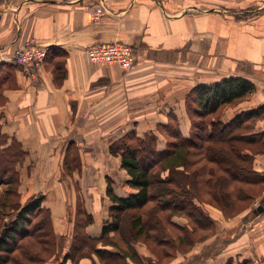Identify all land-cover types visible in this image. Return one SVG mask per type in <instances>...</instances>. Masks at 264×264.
Listing matches in <instances>:
<instances>
[{"label": "crops", "instance_id": "crops-1", "mask_svg": "<svg viewBox=\"0 0 264 264\" xmlns=\"http://www.w3.org/2000/svg\"><path fill=\"white\" fill-rule=\"evenodd\" d=\"M102 4L106 13L95 20ZM31 38L48 50L36 79L13 62L16 50ZM114 41L134 49L137 65L132 71L87 59V47ZM229 77L250 81L256 92L250 101L229 109L226 122L264 104V0H0V125L23 145L28 161L57 159L59 168L69 145L109 147L131 131L142 137L166 126L170 114L189 137L187 95ZM257 132H264V120ZM35 145L49 147H39L43 151L37 154ZM164 149L159 137V150ZM80 153L83 159L81 148ZM257 163L264 172V156ZM25 165L22 177L34 176L33 185L43 174L54 180L53 171ZM107 178L121 198L136 192L124 187L130 177L117 165L103 176L100 206H111ZM80 188L95 218L87 232L99 238L108 215L90 211L85 187ZM55 189L61 191L57 184ZM56 194L51 204L43 194L44 206L61 230L73 205ZM227 253V261L235 264L252 259L260 264L262 258L251 245L231 247ZM195 259L183 264H201Z\"/></svg>", "mask_w": 264, "mask_h": 264}, {"label": "trees", "instance_id": "trees-1", "mask_svg": "<svg viewBox=\"0 0 264 264\" xmlns=\"http://www.w3.org/2000/svg\"><path fill=\"white\" fill-rule=\"evenodd\" d=\"M255 90L256 86L250 81L235 77L197 87L186 98L187 104L190 103L189 113L191 111L197 118L192 120L193 132L189 137L183 136L177 119L170 114L169 123L157 128L165 135L163 151L159 150V136L153 131L142 137L135 131L128 132L115 140L110 152L121 158L122 168L131 177L126 186L136 192L121 198L115 194L112 180L107 179V196L112 202L110 220L104 223L99 238L86 232L94 219L87 210L78 209L77 204L75 214L79 212L82 218L77 217L74 221L70 246L62 251L59 264L76 262L81 252L88 249L105 264H142L132 242L125 240L126 248H123L115 236H122L125 222L133 241L145 236V239L160 245L169 243L161 228L159 213L162 212L168 211V217L180 213L199 224L211 225L213 219L201 209L200 198L192 194L187 182L191 178L189 167L200 160L196 157L200 152L225 166L231 174V177L220 178L217 183L226 184L237 179L264 182V175L253 166L254 155L264 153V132H255L256 122L264 119V104L238 113L229 122L218 114L223 106L244 100ZM214 142L229 144V151L224 147L212 146L210 149L206 146ZM257 145L261 149L252 150ZM230 150L238 163L230 158ZM26 156L23 145L4 132L0 125V184L9 186L5 194H0V264H41L55 256L58 248L59 236L53 226L52 212L44 206L45 196L34 195L22 204L19 166ZM190 156L193 157L191 161ZM238 193L244 197L242 189ZM151 202L153 208L147 209ZM262 206L263 202L257 211ZM4 217H9V221H3ZM28 240L41 246L42 250H33ZM228 264L235 263L228 261ZM238 264H251V260Z\"/></svg>", "mask_w": 264, "mask_h": 264}, {"label": "rangeland", "instance_id": "rangeland-1", "mask_svg": "<svg viewBox=\"0 0 264 264\" xmlns=\"http://www.w3.org/2000/svg\"><path fill=\"white\" fill-rule=\"evenodd\" d=\"M111 43L119 42L114 41ZM120 54L121 55L118 59L122 63L124 61L125 55L124 53ZM119 60L116 63L108 62L102 66H115L120 68V66H118ZM254 93L244 100L237 101L229 106H223L219 110L218 114L220 113L224 117L229 109H234L241 103L250 101ZM189 105L187 104L186 99V112L192 123V120L197 118L196 116L192 115L191 111L189 113ZM191 107H193V104ZM263 120L264 119L256 122L255 132H257L258 123ZM169 121L170 119L168 116V123ZM192 129L193 128H191V133L193 132ZM153 130V132L158 133L159 137L164 139L166 144L165 135H163L162 131L160 130V132L159 129L157 130V128ZM110 146L111 144L108 147L106 144L94 143L81 144V147L78 145H69L66 150V157L63 159V161L60 160L59 168L56 165L57 159L48 160L45 158H35V160L28 161L27 159L29 154L23 148L27 152V156L23 163L19 166L21 181L19 186V194L22 204L26 203L34 195L46 193L49 198L47 201H45L48 204H51L52 202H55L54 200L57 196L56 193H62V195L60 194L62 196V203L68 202V204L71 203L73 205V211H70L67 214V218L63 219L62 225L60 227L61 230L58 228L56 229L53 221L55 232L59 236L57 252L55 256L48 258L41 264H59V258L62 251L65 249L68 250L70 246V241L73 235L74 221L77 217V219L82 218L79 216V212L78 215L75 214L77 204L78 209L82 208L87 210L85 201L82 197L85 195V193L83 194L81 191L80 185L85 187V191L88 196V209L90 211H98V213L101 214L107 213V221L110 220V207L107 208L105 205L100 206L99 202L102 184L104 182L103 176L107 172V169H113L117 165L122 171L127 173V171L121 166V158L111 154ZM206 146H209L210 149H213L212 146L224 147L228 151L230 149L229 144H217L216 142L209 143ZM39 147L45 150V147L48 149L49 145H39ZM39 147L35 145L37 154L40 151H43ZM63 147H66V145H63ZM80 148L83 159L81 158ZM260 149V145L252 147V150L258 151ZM231 151L232 150H230L229 153L230 158L237 162L234 154ZM250 151L251 150H249L248 153H251ZM200 153L201 154H197L196 156L199 157L200 160L195 165H191L189 167L190 173L188 175L191 178H188L187 182L190 184L189 187L192 194L200 198L201 203L199 205L202 206L201 209H203L209 217L212 216L214 219L216 218L215 221H212L211 225L205 226L180 213L176 215L174 214L172 217H168L169 212L166 211L159 213V219L161 222V228L165 234L163 236L167 241H169V243L160 245L153 240L151 241L145 239V236L139 240L133 241L130 239V233L128 231L129 229L127 228V223L125 222L121 229L122 236H115V240H117L123 248H126L125 240H127V242L130 240L134 249L137 251V253H139L142 264H148L149 262L151 264H183L187 263V261H190L194 257H196L195 262H200L201 264H223L224 261V264H228L227 252L231 249V247L234 250H239L248 248L249 245H251V251L257 257H262L259 258L260 264H264V261H261V259L264 258V212L261 213L257 211V208L259 205H261L264 199V182H247L237 179L236 181H231L226 184L223 182L217 183L220 178L231 177V174L225 166H220L217 162H213L214 160L211 161V158H209L207 154L205 155L203 152ZM263 156L264 153L254 155L253 166L257 172L264 175V172L258 170L259 163H257V160ZM191 158L193 157L190 156L189 161H191ZM27 162H31L35 169L38 167L44 172L46 169L48 171H53V173H55L54 180L48 181V176L43 174L41 177L39 176L36 181H34L35 185H33L32 182L33 179H35L34 176L27 177L25 174H23V178L21 174V167L24 163L28 165ZM82 166L84 168L83 173L81 172ZM127 175L129 176L128 173ZM22 180H24L23 183ZM126 183L127 181L125 182L124 187L129 189L126 186ZM56 184L61 188L60 192L59 189H55ZM8 187L9 186L5 184H0V194H5ZM239 189L243 190L244 197L239 195ZM219 198L220 200H218ZM106 199L110 200L108 196ZM152 208L153 202L149 203L147 206V209ZM193 218L196 219L195 217ZM3 219V221H9V217H4ZM93 219V223L87 226L86 232L88 227L95 223L94 216ZM203 223H207V221L203 220ZM27 242L33 246V250L37 252L42 250V247L36 245L32 240H28ZM99 246H102V244H99ZM192 261L194 260H191V262ZM255 263L256 260L252 259L251 264ZM9 264L13 263L10 262ZM67 264L105 263L101 258L88 249L84 252H81L80 257H78L76 262H68Z\"/></svg>", "mask_w": 264, "mask_h": 264}, {"label": "built area", "instance_id": "built-area-1", "mask_svg": "<svg viewBox=\"0 0 264 264\" xmlns=\"http://www.w3.org/2000/svg\"><path fill=\"white\" fill-rule=\"evenodd\" d=\"M105 6L100 5L95 11V20H99L105 14ZM120 53H124V61L118 59ZM48 50L38 44L34 38L29 39L15 52L13 62L20 68L27 71L33 79L37 78L39 70L44 66ZM85 55L91 62L104 65L108 62L116 63L125 71H132L137 64V57L134 49L123 42L111 43L103 42L87 47Z\"/></svg>", "mask_w": 264, "mask_h": 264}, {"label": "water", "instance_id": "water-1", "mask_svg": "<svg viewBox=\"0 0 264 264\" xmlns=\"http://www.w3.org/2000/svg\"><path fill=\"white\" fill-rule=\"evenodd\" d=\"M263 204H264V199H263ZM259 211H260L261 213L264 212V206L260 207V208H259Z\"/></svg>", "mask_w": 264, "mask_h": 264}]
</instances>
